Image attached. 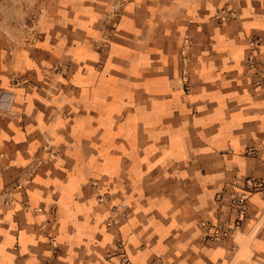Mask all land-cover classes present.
I'll list each match as a JSON object with an SVG mask.
<instances>
[{
  "label": "crops",
  "instance_id": "1",
  "mask_svg": "<svg viewBox=\"0 0 264 264\" xmlns=\"http://www.w3.org/2000/svg\"><path fill=\"white\" fill-rule=\"evenodd\" d=\"M29 1L0 43V264H116V240L132 264H264V88L246 67L264 64V0ZM230 184L246 215L209 240Z\"/></svg>",
  "mask_w": 264,
  "mask_h": 264
},
{
  "label": "built area",
  "instance_id": "2",
  "mask_svg": "<svg viewBox=\"0 0 264 264\" xmlns=\"http://www.w3.org/2000/svg\"><path fill=\"white\" fill-rule=\"evenodd\" d=\"M256 42H252V46ZM246 67L251 75V79L256 86L264 88V64L258 61L253 54H250L246 58ZM13 101V94L7 90H0V115L2 113H10ZM256 149L250 148L247 150L248 155H255ZM258 188V185L251 184L249 190L253 191ZM225 195V205L233 213V219L223 220L215 224L208 225L212 233L209 235V240L218 241L221 243H228L233 233L238 228L240 222L244 219L247 211V196L246 192H242L236 189L235 184H230L226 187L222 194H218L216 198L221 200ZM127 205L120 202L118 205H112L111 211L116 212L118 210H125ZM116 258L118 261L116 264H132L128 259L124 244L120 240H116L111 253L106 257V260Z\"/></svg>",
  "mask_w": 264,
  "mask_h": 264
},
{
  "label": "rangeland",
  "instance_id": "3",
  "mask_svg": "<svg viewBox=\"0 0 264 264\" xmlns=\"http://www.w3.org/2000/svg\"><path fill=\"white\" fill-rule=\"evenodd\" d=\"M29 0H0V43L17 34L14 29L30 22L25 13L31 10Z\"/></svg>",
  "mask_w": 264,
  "mask_h": 264
}]
</instances>
